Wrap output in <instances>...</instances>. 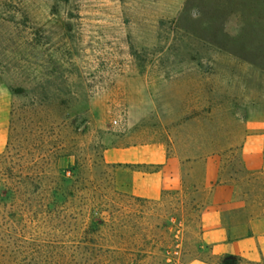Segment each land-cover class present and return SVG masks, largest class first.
I'll list each match as a JSON object with an SVG mask.
<instances>
[{"label": "rangeland", "instance_id": "rangeland-1", "mask_svg": "<svg viewBox=\"0 0 264 264\" xmlns=\"http://www.w3.org/2000/svg\"><path fill=\"white\" fill-rule=\"evenodd\" d=\"M0 132L7 256L221 264L208 162L232 237L264 201L243 158L264 140V0H0Z\"/></svg>", "mask_w": 264, "mask_h": 264}, {"label": "crops", "instance_id": "crops-1", "mask_svg": "<svg viewBox=\"0 0 264 264\" xmlns=\"http://www.w3.org/2000/svg\"><path fill=\"white\" fill-rule=\"evenodd\" d=\"M8 110L9 106L7 104L6 114ZM0 138L3 139V136H0ZM243 158L248 170H263L264 140L248 141L243 147ZM166 162V157H160L156 164L163 165ZM207 165L206 183L211 187L213 204L206 211L203 219L204 239L210 245H218L224 255L237 256L264 264V217L251 219L243 236L232 237L223 222L222 214L225 210L241 207L235 204L233 189L224 183L218 184L220 178L218 168L211 161Z\"/></svg>", "mask_w": 264, "mask_h": 264}, {"label": "trees", "instance_id": "trees-1", "mask_svg": "<svg viewBox=\"0 0 264 264\" xmlns=\"http://www.w3.org/2000/svg\"><path fill=\"white\" fill-rule=\"evenodd\" d=\"M246 174L252 176L253 178L251 179H259L262 175H264V172H260L257 174H253L250 172H246ZM221 182V177L219 178V181ZM243 202L245 204L248 203L249 207H250V211H251V216H250V220L254 219V218H262L264 217V201H260L259 199H249L248 201L243 200ZM254 207H258V209H253ZM90 223H91V227L92 228H99L100 226L105 225V220L99 216L96 211H91L90 216ZM227 224V229L231 235V225L229 222L226 223ZM25 260H19V259H14L11 256H7L5 253H2V250L0 249V264H28V263H24ZM34 264H59L54 262L53 260H49L46 258H41V259H37L34 260ZM221 264H254L251 262H246L244 261L243 258L241 257H237V256H228L224 259V261Z\"/></svg>", "mask_w": 264, "mask_h": 264}]
</instances>
